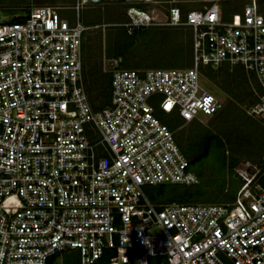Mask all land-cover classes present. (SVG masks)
I'll use <instances>...</instances> for the list:
<instances>
[{
  "label": "built area",
  "instance_id": "obj_1",
  "mask_svg": "<svg viewBox=\"0 0 264 264\" xmlns=\"http://www.w3.org/2000/svg\"><path fill=\"white\" fill-rule=\"evenodd\" d=\"M64 8L31 4L22 19H0V264H264V154L239 160L231 201L151 203L143 186L191 185L197 175L156 115L190 122L222 105L202 88L199 65L239 64L254 77L245 112L264 122V16L246 0L222 18L218 0L158 21L125 8L127 33L151 24L187 26L188 67L123 68L109 58L108 104L92 109L81 74V37L89 28ZM262 1V0H261ZM1 16V12H0ZM244 188L236 174L256 164ZM53 257L50 262L49 258Z\"/></svg>",
  "mask_w": 264,
  "mask_h": 264
},
{
  "label": "rangeland",
  "instance_id": "obj_2",
  "mask_svg": "<svg viewBox=\"0 0 264 264\" xmlns=\"http://www.w3.org/2000/svg\"><path fill=\"white\" fill-rule=\"evenodd\" d=\"M170 1L184 2L182 5L188 9L199 8L211 0ZM10 2L13 4L4 3L0 19H7L15 13H23L24 8H28L32 3L62 6L64 8L58 9L60 15L69 21L74 19V10L71 7L74 0H12ZM114 2L115 0H100L79 6L77 17L80 22L90 24L101 21L97 27L88 29L82 40L84 55H87L90 66L99 63L101 71H107L110 66V59L104 53L106 30V44L113 45L117 40L122 46L124 65L127 63L126 60L134 63L137 68H181L191 64V32L187 26L151 24L133 35L127 34L120 23L107 29L105 23L119 21L115 17L123 10L122 3ZM151 2L148 1L147 13L158 21L164 20V8L168 6L166 1ZM245 2L246 0L217 1L224 15L239 12ZM259 5L264 15V0H260ZM223 69L213 71L211 77L200 75L198 79L202 88L222 102L221 107L213 114L199 113L196 118L184 123L176 115L156 113L158 118L173 130V137L185 157L192 160L189 162L190 168L197 174L199 180L196 191L193 188L189 190L191 197L189 202L192 203L222 202L220 196L233 194L237 184L230 179L233 167H230L228 161L231 154L225 150H232L234 145L240 144L237 154L243 160H251L258 151H264V122L247 114L242 104L245 102L243 91H247V79L251 73L239 64L225 66ZM102 76L106 79L105 75ZM211 134L221 138L224 145L220 146ZM203 149L206 150L205 153L200 154Z\"/></svg>",
  "mask_w": 264,
  "mask_h": 264
},
{
  "label": "trees",
  "instance_id": "obj_3",
  "mask_svg": "<svg viewBox=\"0 0 264 264\" xmlns=\"http://www.w3.org/2000/svg\"><path fill=\"white\" fill-rule=\"evenodd\" d=\"M10 1H12V0H0V12L4 9V3L5 4L6 3L13 4ZM122 1L123 0H115V2H114L116 4H121L122 3L123 10H122V12H121V14L119 16L115 17V18H118L119 21H108L107 23H105L106 26H107L106 27L107 29L109 27L113 26L114 24H119V23H120V25L123 26V22L126 20V15L124 14L125 13L124 11H125V8L127 6L134 5V6L140 7V3H137V2H122ZM26 10H27V7L24 8V11L23 10L22 11L25 12ZM180 11H181V13H183L185 11V9H180ZM123 14H124V16H123ZM229 15H224L223 12L221 11L222 18H227ZM20 19H22V13H15V14H12L9 18H7L6 21H14V20H20ZM99 23H101V21L100 22H94V23L86 24V25H97L98 26ZM92 28H95V27H92ZM144 28L145 27H143L141 29H134V30H132L131 33H127L126 30H125V27H124V31L127 34H129V35H133L135 32H137L139 30H143ZM89 29H91V28H89ZM85 32L82 34L81 44H80V46H81V74H82V79H83V87H84V90L86 92L87 99H88V102H89L91 108L92 109H98V108L108 104V99H109V73L107 71H101L99 63L90 66V62H89V60L87 58V55H84L85 54V49H84L83 42H82V40H83V38L85 36ZM106 32H107V30H106ZM106 32H105V39H104V45H105L104 46V53H105V56L107 58H118L119 59L118 65L120 67H123V68H137V67H135L136 65L134 63H130L129 60H126V62H127L126 65L122 64V62H123L122 46H120L117 43V40H116V42L114 41L113 45L108 46L106 44ZM225 66H229V65L223 63V64L218 65L214 69H209L205 65H199L198 69H199V72H200L201 76H203V77L210 76L211 77L213 71H215V70L221 71ZM228 70H230V68ZM102 75H105L106 79H103ZM217 76H219V75H217ZM215 82H216V80H215ZM252 88L257 90L256 81H255L254 77L252 76V74H250V76L247 79V88H246L247 91H243L244 94H245V96H244V101L245 102L242 103V104H244V110H245L246 106L252 104L256 100V95H255V93H254ZM165 115H169V114H165ZM211 136L214 138V140L220 146L224 145V141L221 138H219L215 134H211ZM177 145L179 146L178 143H177ZM239 146H240V144L234 145L232 147L233 151L232 150H225V152H228L229 154H231L230 155V159L228 161V163H229L231 168L234 167L239 160H243L237 154V150H238L237 148ZM179 148H180V146H179ZM205 151L206 150L203 149V151H201L200 154H204ZM260 153L264 154V151H258L256 153V155L249 161H252ZM261 160H263V157L259 158L258 163L253 164V165L255 167H257L259 165V163L261 162ZM187 161L189 163L192 160H190V159L188 160L187 159ZM189 165H190V163H189ZM230 179L236 184L235 180L231 177V175H230ZM198 183H199V181H198ZM198 183L191 184V185L168 184V183H161V184H154V185H144L143 186V191H144L146 197L148 198V200L151 203L157 204V205H162V204L170 203V202L192 203V202H189V200H191V197H190V194H189L190 193L189 190L191 188H193L196 191ZM259 183L260 184H264V173L259 178ZM235 189H234L233 194L231 196H229V195L228 196L227 195L226 196H220L219 199L223 200L222 202L231 200V198L234 195ZM224 190L226 191L225 188H224ZM111 253H112V250L104 249L102 254H101V256L98 259V263L99 264H107V257ZM52 258L53 257L49 258L48 261L50 262V260ZM61 258H62V264H77L78 263L77 260H76L77 259V253L74 250L70 251L69 253H63L61 255ZM71 258H74V259L71 260Z\"/></svg>",
  "mask_w": 264,
  "mask_h": 264
},
{
  "label": "bare ground",
  "instance_id": "obj_4",
  "mask_svg": "<svg viewBox=\"0 0 264 264\" xmlns=\"http://www.w3.org/2000/svg\"><path fill=\"white\" fill-rule=\"evenodd\" d=\"M255 168L256 167L253 164L242 166L236 174L239 179L245 181L244 188L247 187L251 180L255 177L257 173Z\"/></svg>",
  "mask_w": 264,
  "mask_h": 264
},
{
  "label": "crops",
  "instance_id": "obj_5",
  "mask_svg": "<svg viewBox=\"0 0 264 264\" xmlns=\"http://www.w3.org/2000/svg\"><path fill=\"white\" fill-rule=\"evenodd\" d=\"M129 1V0H128ZM148 1H152L151 3H156L158 1H166V3L169 5H175L180 9H185L187 10V8L184 7V5H182V3L184 2H174V1H170V0H131V2H137V3H140V7L144 10H147V7L149 6V3ZM122 2H126V0H123ZM166 8H164V11H165ZM190 9V8H188Z\"/></svg>",
  "mask_w": 264,
  "mask_h": 264
}]
</instances>
